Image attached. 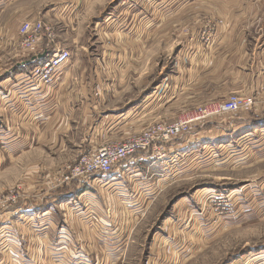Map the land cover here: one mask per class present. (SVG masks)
<instances>
[{"label": "rangeland", "instance_id": "1", "mask_svg": "<svg viewBox=\"0 0 264 264\" xmlns=\"http://www.w3.org/2000/svg\"><path fill=\"white\" fill-rule=\"evenodd\" d=\"M246 3H255L256 7L251 10ZM259 3L264 0H112L99 8L88 24L82 25L85 31L77 45L67 35L64 23H54V34L59 47L61 42L72 43L75 49L84 48L81 54L90 56L86 60L91 62L96 57L100 61L104 70L101 94L111 97L100 98V108L106 114H128L120 121L123 127L118 136L106 140L123 141L148 126L174 123L188 113L223 104L234 94L245 96L232 91L216 101H196L207 90H214L215 86L219 89L226 82L223 79L215 83L217 78H211L212 74L224 78L227 70L228 57L219 53L226 46L220 35L225 37L234 24L242 22L243 16L255 14ZM45 4L43 14L57 10L58 3ZM16 30L19 28L0 30L8 37L0 39V85L6 78L7 64H14L15 54L22 52ZM107 59H115V71H110ZM256 103L257 106V100ZM244 110L208 120L216 123L208 137L216 136L224 142L223 148L218 143L206 148L193 136L189 139L199 141L197 150L189 149L184 154L176 150L173 140L162 152V159H152L169 167L170 177L162 187L139 203L118 200L117 212L108 203L100 217L94 219L92 233L80 235V242L74 235V246H83L97 262V257L102 258L111 249L105 245L108 242L102 244L106 251L98 242L113 240L116 232L123 234L121 258L107 264H261L264 261V135L245 140L235 135L227 141L230 134L227 136L225 131L241 125V120L236 119ZM209 122L192 125L186 134L207 130ZM68 133L58 137L57 145H49L48 140L39 141L40 145L36 142L27 157L14 161L7 157L6 146L0 142V199L14 193L20 201L35 200L41 192H46L44 189L48 190L46 193L57 192L54 189L57 176L81 156L74 148L80 143L82 130L76 131L72 125ZM28 160L31 163L25 164ZM41 172H47V176H40ZM127 178L123 180L124 190L130 186ZM64 189L72 191L68 187L60 190ZM93 193V190L85 193L81 201L89 203ZM73 204L76 206L75 201ZM71 208L54 207L53 217L58 224L78 226L77 232H82L80 216ZM13 216L1 212L0 221ZM16 219L19 217L14 216ZM94 227L110 231L99 236ZM27 251L30 254L32 249ZM2 253L0 248V257ZM59 261L51 264H66Z\"/></svg>", "mask_w": 264, "mask_h": 264}, {"label": "crops", "instance_id": "2", "mask_svg": "<svg viewBox=\"0 0 264 264\" xmlns=\"http://www.w3.org/2000/svg\"><path fill=\"white\" fill-rule=\"evenodd\" d=\"M111 2L112 0H0V30L19 28L23 22L29 20H42L54 33L56 30L54 23H64L67 35L73 44L77 45L85 31L82 25L88 24L91 16L97 13L99 8ZM45 3H58L57 10L43 14ZM248 4L251 10L256 7L255 3H246ZM117 8L120 9L121 6ZM257 9L255 14L242 17V22L239 23L242 27L234 24L232 31L226 32L225 37L223 34L220 35L222 38L220 40L225 39L226 42V46L220 48L219 53L228 57L227 70L224 78L212 73L211 78H217L213 81L215 83L222 82L223 79L226 82L224 81L223 87L219 89L215 86L214 90H207L205 95L196 100L197 103L216 101L221 95L225 96L232 91L255 97L258 105L244 110L236 119L241 120V125L230 130L225 128L226 135L230 134L227 141H231L235 135L243 136L242 140L264 135V3H259ZM127 34L130 35L129 32ZM5 37H7L5 32H0V39L5 40ZM221 44L220 42L219 45ZM59 45L71 52L72 61L57 72L53 82L47 87L36 86L32 70L38 64H26L28 58H24L22 52L15 54L14 64H7L6 78L0 85V142L6 146L7 157L13 161L27 157L26 155L35 149L36 142L48 140L49 145H57L58 137L63 134L69 135L72 125H75L76 131L82 130L83 133L80 143L75 145L74 150L78 149L81 154L91 151L106 143L107 137L116 138L123 127L120 121L128 115L124 112L106 114L100 108V98L110 97L101 94L100 82L104 70L100 61L96 57L91 59V62L90 59L86 60L85 58L90 56L81 54L84 48L75 49L72 43L61 42ZM102 58L104 61L105 56ZM114 61L115 59H107L112 72L115 71ZM215 125L216 123L209 122L207 130H194V133L182 134L175 139L173 146L184 154L189 149L197 150L195 147L199 141L189 139L194 136L195 140H200L201 145L206 148L216 143L219 148H223L224 142L216 139V136L208 137L213 134ZM208 141L211 143H206ZM27 162L31 163V160L25 164ZM168 171V166L158 164L148 156L130 160L117 168L111 176L92 181L93 197L96 201L93 200L90 208L80 202L84 197L80 191L68 192L67 189L64 191L59 189L61 193L58 191L46 193L48 190L44 189L46 192H41L38 199H28L22 210L11 214L18 216V220H14L13 216L6 221H0L6 230V233H0L2 237L0 248L3 250L0 264H5L6 261L13 264H45L48 261L51 264L60 262L59 260L66 264H100L99 261L101 264H107L119 260L123 234L120 236L115 232L113 240L98 242V246L105 251L107 248L102 244L108 242L105 245L111 249L108 254L104 253L102 258L95 255L97 262L83 246L81 248L74 246V235L80 242V235L83 233L85 235V232L88 234L89 231L92 233L94 219L100 217L108 203L114 205L117 212L116 206L120 205L118 200L139 203L150 198L162 187L165 179L170 177ZM3 173L6 174V171ZM46 174L47 172H41L40 176H47ZM126 175H129L130 179ZM126 178L129 179L130 186L124 190L122 184ZM74 201L76 206L73 204ZM64 206H73L71 211L80 216L78 220L81 221L82 232L81 230L77 232L78 226L58 224L54 219L56 211L54 207L62 209ZM109 231L110 229L94 227V232L99 236H104V233ZM28 249H32L30 254ZM261 264H264V261Z\"/></svg>", "mask_w": 264, "mask_h": 264}, {"label": "built area", "instance_id": "3", "mask_svg": "<svg viewBox=\"0 0 264 264\" xmlns=\"http://www.w3.org/2000/svg\"><path fill=\"white\" fill-rule=\"evenodd\" d=\"M18 36L21 40L20 47L23 55L28 58L26 64H38L32 70L37 87L50 85L57 72L72 61L71 52L56 44L55 34L42 20L23 22L19 27ZM51 47H53L52 50ZM43 54L46 56L40 58ZM256 104V99L252 96L234 94L223 104H212L196 112L188 113L174 123H157L123 141L106 142L96 149L82 153L75 164L63 169L55 180L54 189L58 191L68 187L72 191H80L81 194L88 193L94 186L92 183L94 179L111 176L117 168L130 160L143 156L162 159L164 157L162 152L167 145L189 132L192 125L209 122L224 113L252 109ZM93 200L94 198L87 204H93ZM27 201L28 199L20 201L14 193H11L0 199V214L1 212L9 215L18 213ZM80 202L86 207L89 206L83 201ZM3 227L2 234L6 233Z\"/></svg>", "mask_w": 264, "mask_h": 264}, {"label": "water", "instance_id": "4", "mask_svg": "<svg viewBox=\"0 0 264 264\" xmlns=\"http://www.w3.org/2000/svg\"><path fill=\"white\" fill-rule=\"evenodd\" d=\"M45 56H46V54H43V55L40 56V58H44Z\"/></svg>", "mask_w": 264, "mask_h": 264}]
</instances>
